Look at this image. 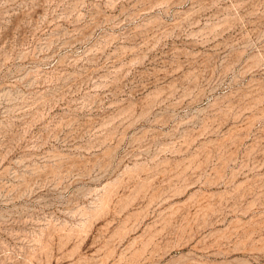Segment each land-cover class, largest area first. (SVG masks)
Instances as JSON below:
<instances>
[{"label":"rangeland","instance_id":"obj_1","mask_svg":"<svg viewBox=\"0 0 264 264\" xmlns=\"http://www.w3.org/2000/svg\"><path fill=\"white\" fill-rule=\"evenodd\" d=\"M0 264H264V0H0Z\"/></svg>","mask_w":264,"mask_h":264}]
</instances>
